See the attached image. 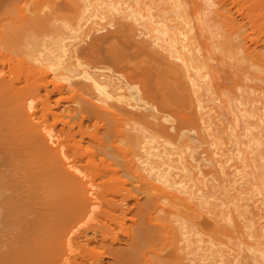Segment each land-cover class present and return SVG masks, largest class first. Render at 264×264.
I'll return each mask as SVG.
<instances>
[{
  "label": "bare ground",
  "instance_id": "6f19581e",
  "mask_svg": "<svg viewBox=\"0 0 264 264\" xmlns=\"http://www.w3.org/2000/svg\"><path fill=\"white\" fill-rule=\"evenodd\" d=\"M0 264H264V0H0Z\"/></svg>",
  "mask_w": 264,
  "mask_h": 264
},
{
  "label": "rangeland",
  "instance_id": "374dc122",
  "mask_svg": "<svg viewBox=\"0 0 264 264\" xmlns=\"http://www.w3.org/2000/svg\"><path fill=\"white\" fill-rule=\"evenodd\" d=\"M107 26V25H106ZM110 25H108L107 27H106V29L104 28V29H102V31H100V32H106V31H108L107 30V28L109 29L110 27H109ZM110 30V29H109ZM107 260V259H106ZM106 260L105 259H103L102 260V262L101 263H104V262H106ZM104 261V262H103Z\"/></svg>",
  "mask_w": 264,
  "mask_h": 264
}]
</instances>
